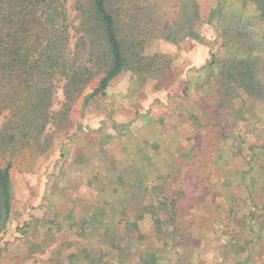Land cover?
Segmentation results:
<instances>
[{"label": "trees", "instance_id": "16d2710c", "mask_svg": "<svg viewBox=\"0 0 264 264\" xmlns=\"http://www.w3.org/2000/svg\"><path fill=\"white\" fill-rule=\"evenodd\" d=\"M215 1L203 20L199 0H178L171 16L156 0H0V236L13 216L12 171L17 159L30 155L38 162L50 153L55 133L68 129L75 105L94 84L83 106L105 95L125 72L142 86L151 81L157 88L170 86L174 57L158 49L161 42L176 47L187 41L206 43L205 25L215 34L208 44L209 60L195 68L202 72L195 87L191 79L185 82L179 97L186 100L166 111L168 126L161 129L178 131L177 123L168 119L173 115L195 119L193 132L204 124L202 129L220 135L228 127L232 131L236 119H248L243 111L264 119V0ZM227 5L234 12L228 14ZM192 90L198 99L191 96ZM210 118L226 120L228 126ZM230 138L233 142L225 148L249 169L227 172L221 183L232 180L246 211L238 215L237 206L233 216L221 218L217 252L221 264H258L257 248L264 245V198L259 196L264 195V142L259 138L237 142L232 134ZM106 161L105 197L99 198L111 199L88 202L85 214L79 215L81 222L72 216L69 229L76 223L80 226L76 233L112 249L117 264H129L136 254L144 262L151 252V261H157L163 246L175 252L181 246L182 188L158 171L151 170L157 176L135 175L141 168L132 160L124 158L114 165L109 157ZM145 218L151 222L148 233L141 229ZM2 252L0 247V259ZM181 259L178 264H184ZM112 263L102 256L93 261L90 256L88 262Z\"/></svg>", "mask_w": 264, "mask_h": 264}, {"label": "rangeland", "instance_id": "374dc122", "mask_svg": "<svg viewBox=\"0 0 264 264\" xmlns=\"http://www.w3.org/2000/svg\"><path fill=\"white\" fill-rule=\"evenodd\" d=\"M156 1L165 13L173 15L178 0ZM199 2L203 20H206L216 1ZM226 9L228 14L234 12V8L228 5ZM202 31L208 40L206 43L187 41L177 47L164 42L158 44L159 50L174 57L172 78L168 80L171 81L170 86L157 88L152 81L149 85L142 86L136 82L131 72H125L111 83L105 95L98 96L94 102L83 106L84 96L95 87L94 84L75 105L68 129L55 133L50 153L40 157L38 162L30 155L17 159L12 171L14 211L7 230L0 236V247L3 250L0 264H88L87 248L92 253L101 244L95 239L91 240L88 236L76 233L80 230L76 223L72 229L69 226L72 216L76 218V222H81L79 215L85 214L84 208L88 202H107L111 199L99 198L105 197V193L100 190L106 189V184L101 181V172L96 177V171H100L97 164L103 163L104 175L107 171L106 157L111 159L113 154L117 155L124 148V136L129 135L127 131L130 123L159 118L165 119V122L159 125L156 121L154 126H168L167 117L164 116L166 111L181 100H186V97H179L183 95L185 82L191 79L190 84L195 87L194 82L202 74L195 72V68L198 65L203 66L210 58L208 44L215 34L208 25L203 26ZM216 48L213 50L216 51ZM190 93L194 99H198L199 94L194 90ZM58 99H63L61 90ZM187 102L193 104L191 101ZM242 113L247 116L245 121L249 122L248 125L244 120L236 119L232 131L229 127L227 129V132H231L229 136H226L227 132L220 135L217 131L214 133L207 128L202 129L203 124L196 137V149L191 151L182 145V170L168 176L170 182L172 180L177 188H182L181 197H178V235L181 246L175 252L170 247L163 246L158 251L157 261L154 258L151 261L152 252L144 256L145 263L136 254L129 264H178L181 256L184 264H221L217 252L221 218L233 216L237 206L238 215L246 211L240 189L231 186L230 178L221 183L222 175L229 169L233 174L249 169L244 161L228 160L231 154L225 146H231V134L237 142L254 138L258 129L255 121L261 119L254 112ZM168 119L179 125L178 120L181 118L173 115ZM190 119L188 116L187 124L182 126H195V119ZM210 119H213L211 122L228 126L226 120ZM2 120L0 117V125ZM262 120L264 121L263 118ZM205 132L209 134L204 135ZM138 134H135L136 138L129 144L133 146L143 140L145 134ZM221 153L222 163L217 167L214 161H217ZM259 196L264 198L262 193ZM150 227L149 218L142 220L141 229L145 233L150 231ZM103 247L107 256L100 251L101 253H97L98 258L102 256L104 260L115 262L116 254H110L112 251ZM256 254L260 258L258 264H264V245L257 248Z\"/></svg>", "mask_w": 264, "mask_h": 264}, {"label": "crops", "instance_id": "0c3cea01", "mask_svg": "<svg viewBox=\"0 0 264 264\" xmlns=\"http://www.w3.org/2000/svg\"><path fill=\"white\" fill-rule=\"evenodd\" d=\"M143 122H132L128 126V131L127 134L125 135L124 138L126 139V145L124 146L121 151L117 155L113 154V157L110 159V163L114 165V162H117L122 159H129L132 160L131 164H138L140 166L141 170L137 172L135 175L138 173H147V176L150 177V175L157 176L155 174H151V170L158 171L159 173H164L165 176L167 175H174L177 174L182 170L183 166V158H182V153H181V148L183 146H187V148H190L191 151H194L196 149V137L198 135V132H193V126H182L186 125L187 122L185 120L180 119L179 125H177L178 131L174 130H165L158 128L159 125L164 123L163 121H160L159 119L154 120H146ZM159 125L156 127L154 124L157 122ZM257 122L258 129L256 131V134L253 136L254 138H251V140L259 138L260 143L264 142V132L262 130L264 126V121L262 119L256 120L255 123ZM175 123V121H174ZM152 128V129H151ZM145 134L143 137V140L140 141V143H134L133 146L129 144L130 141L136 138L135 134ZM134 134V135H133ZM138 134V135H139ZM177 134L180 138L173 140L172 137L173 135ZM137 135V136H138ZM207 138V137H206ZM118 140V138H117ZM206 140V139H205ZM207 141V140H206ZM117 144V143H116ZM131 145V146H130ZM102 148H104V145H102ZM144 153H146V158H143ZM157 154L159 156L157 157ZM148 156V157H147ZM151 156V159L148 160V158ZM192 158V156H191ZM231 158V159H230ZM114 159V160H113ZM221 159H217V161H214V163L219 167L222 163ZM228 160L232 161L234 160V157L231 156L228 157ZM236 160V159H235ZM239 160V158H238ZM219 161V162H218ZM240 161V160H239ZM242 161V160H241ZM226 163V160L224 161V164ZM153 164V166H152ZM98 167L100 168V171H96V177L97 174L100 175L99 173L101 172V181L104 182V176L102 173V169L104 167L103 163L97 164ZM219 172V170L217 169ZM114 172L113 170H110V173ZM230 172V169L227 171ZM225 172V173H227ZM220 173H223L222 171ZM223 173V174H225ZM113 174V173H111ZM224 176V175H222ZM145 178L143 177V180ZM162 179H158V182H161ZM168 181V179H167ZM169 182V181H168ZM105 187V185H104ZM102 188V187H101ZM103 190V189H102ZM100 190V191H102ZM80 235V234H79ZM86 236V235H83ZM89 237V236H88ZM98 249H95L92 253L89 252V249L87 248V252L89 253L88 256V262H89V257L91 256L92 261L98 259V252L104 249L103 246L98 245ZM109 252L110 254L114 255L116 254L112 249H110ZM94 253V254H93ZM96 256V257H95ZM112 260V259H110ZM117 260V258H116ZM113 261V260H112ZM112 264H117L116 261Z\"/></svg>", "mask_w": 264, "mask_h": 264}]
</instances>
